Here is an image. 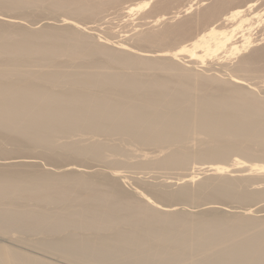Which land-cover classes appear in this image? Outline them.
I'll return each instance as SVG.
<instances>
[{
    "label": "bare ground",
    "instance_id": "bare-ground-1",
    "mask_svg": "<svg viewBox=\"0 0 264 264\" xmlns=\"http://www.w3.org/2000/svg\"><path fill=\"white\" fill-rule=\"evenodd\" d=\"M235 1L216 0L194 19L136 33L141 43L163 46L154 51L93 40L67 17H91L107 0H0L2 10L69 14L60 25L43 27L0 15V233L18 234L22 242L38 234L35 247L73 264H264L263 215L252 216L251 207L232 213L211 201L177 206L264 198V188L246 187L248 175L264 173V96L246 83L248 75L264 76V37L253 36L264 13L254 9L257 0L226 11ZM152 2L132 3L128 12ZM160 18L166 17L155 23ZM199 23L206 26L192 36ZM220 51L248 54L225 77L177 61L186 53L206 66ZM78 134L91 139L73 138ZM191 139L199 142L195 149L188 147ZM129 143L169 149L138 163L106 160L108 152L129 156ZM27 153L54 168L39 169L36 155ZM93 160L108 161L109 170L83 164ZM196 163L208 165L181 175L174 189L144 183L147 192L124 188L140 178L120 170ZM0 264L57 263L0 242Z\"/></svg>",
    "mask_w": 264,
    "mask_h": 264
},
{
    "label": "rangeland",
    "instance_id": "rangeland-1",
    "mask_svg": "<svg viewBox=\"0 0 264 264\" xmlns=\"http://www.w3.org/2000/svg\"><path fill=\"white\" fill-rule=\"evenodd\" d=\"M195 1H196V3H194ZM215 1L216 0H193V2H192V0H176L175 2H173V4L170 3L168 6L163 7L161 4L166 2V0H154V2H152L149 7H146V8L141 9V10H135L134 12L129 13L128 12L129 9L127 7L130 6L132 3H133V5H135L137 2L139 3V2H141V0H118L116 3L114 1H113V3H112V1H110V3H109V1L107 0V2L109 4H107V2H106V4H105L106 7L104 6V7H102V9H99L98 11H95L91 17L90 16H86V17L83 16L82 17V16H79V15L76 16L74 14H72V17H71V14H70V17H69V16H67L69 14H66L67 12H63V11L59 12L58 11V12L54 13V12H51V11L47 12L46 9H44V10L40 9L41 11L40 10L38 11V8L36 9L35 7H33V8L36 9L35 11H34L33 8H27L28 10L27 9H23V11L27 10L26 12H21L22 10H20V9H19V11L16 10V12H15V10L14 11H9V10H5V9H3V10L0 9V15L3 16L4 18H12V17L14 18L15 17L14 19H16V21L20 22L22 25L27 26V27H34V26L35 27H43V26H45L44 24H46L48 22H49V24L51 22L50 25H52V24L53 25L54 24L55 25H60L61 22H59V20L64 19V18L66 19L68 17V19L69 18H70V20L73 19V21H75L79 25L81 24L80 25L81 27H79V30L85 31L84 32L85 34H86V32H87L88 35L90 34L91 38L92 39L94 38L93 40L99 41L98 39H100L101 36H102L101 39H104L106 37L109 38L110 41H109V39H108V41L112 44V46L114 44H117L119 41L120 42L123 41V42H126L127 44H129L133 48H135L136 45H137V47H141V48L143 47V48H146L148 50H153L154 49V51H155V50L163 49V46H156V45H153V46L150 45L149 46L148 44H144V43L139 42L138 41V35H139V33L141 31L143 32V31H147V30H151V29L152 30H156V29L160 30V29H164L166 27V25L168 26L170 24H177L181 20L183 21V19H185V20L189 19V18L190 19H194L207 6L209 7V5H211ZM247 2H248L247 0H237L235 2H232L231 4L226 6V11L230 10V8L232 6L234 7L236 5H243V4L247 3ZM157 3L159 4V6L157 5ZM190 4H192L193 7L191 9H188L189 10L188 11L187 8L190 6ZM156 5L158 7H156ZM254 9L256 11H258V12L264 13V0H257V5L254 7ZM25 13L28 14V15H26ZM29 14H31V15H29ZM174 15H175V17H174ZM262 15H263V16H261L262 18H260L261 19L260 20L261 21L260 22L261 25L258 26V30H256L257 29V27H256V29H255L256 33H255V30H254V35H253L254 37H256L258 39L264 37V32H263L264 31V14H262ZM160 16H164L166 18H160L159 24H158V22L155 23L154 19H156V18H158ZM75 19H77V20H75ZM161 19H162V21H161ZM217 19H218V17H217ZM213 20L210 21L209 23L215 22V18ZM258 22L256 24H258ZM218 23H220L221 25L222 24L223 25H230L229 22L225 23V22L220 21ZM35 24H37V25H35ZM205 26H206V24H205ZM205 26H204V23L195 24L194 25V29H193V34L191 33V35L195 36L196 33L198 31H200L201 29H203V27H205ZM136 33H138V35H136ZM92 35L93 36L95 35V36L93 37ZM99 35H100V37H99ZM96 36H97V38H96ZM192 36H189L190 39L192 38ZM135 37H137V38H135ZM134 38L136 39V41H135ZM184 39H187V40H185V41H187L186 43H190V41H189L190 39L188 40V38L185 37V38H183V41H184ZM137 41H138V43L144 44V46L141 45V44H138ZM259 42H260L259 46L264 45V40L263 41H259ZM110 43H108V44H110ZM111 44H110V46H111ZM137 47L135 49H139ZM167 47H169V46L165 45L164 49L167 48ZM244 53L248 54V52L246 53L244 51V52H242V54L239 53L238 55L229 56L228 53L226 54L225 51H220L217 55H214V57L213 56L212 57H208L207 59H209V60H205L204 65L206 64V66H203V64L201 63V60H199L198 58L194 59V61H193V59H190L189 55L186 54V53L181 54L179 56L180 57L179 60H177V61H179L182 64L181 66L187 67L188 69H191V70L193 69L194 71H197V72H200V73H203V74H207V75H212L213 74V75H217V76H221V77L224 76L225 77L226 73H235L234 72L235 66H236L237 62L239 61V59L241 58V56ZM197 59L199 61L196 63ZM189 60H190V62L191 61L192 62L189 63L188 62ZM193 62H195V63H193ZM35 67L37 68V66H35ZM40 67H39V69H41V68L45 69L46 68V67L45 68L44 67L40 68ZM261 74H263V73L261 72L260 75L257 74V75H248V76H246V79H247L246 83H248L249 86H252V90H254V92H256L258 95L264 96V76H262ZM85 135H87V134H83V135L78 134V135L74 136L73 138H80V136L83 138ZM87 137L90 138L91 135L86 136L83 139H85ZM101 138H103V137H101ZM139 146L140 145H137V144L136 145L135 144H131L130 145V143H129V145L127 144V146H126L127 154H129V156L128 155L126 156L127 158L124 157V156H119V155L111 154V152H108L109 154L108 153L106 154L107 155V159L106 160H109V158L111 160V156H112V158L113 157L114 158L118 157V159L122 158L123 160L125 159V161L127 159H128L127 161H129V159H131L132 161L130 160L129 162H131V163H136L137 162L138 163V162H140L142 160H146V159H149V158H159L162 155H164L165 153H167V151H168L167 150L168 147L167 148H165V147H156V146H152V145H149V146L145 145V146H140V147ZM189 146L192 147L193 149H195L196 147L199 146V142L196 141V139H191L189 144H188V147ZM144 147H147V148H144ZM160 149L161 150L164 149L165 151L162 150L163 151L162 152V151H160ZM145 151H147V152H145ZM27 154H32V155H36L37 156V157L33 156V157H35L33 159L39 162L38 163V164H40V165H38L39 169H41V167H42V169L43 168L45 169V167L47 169V167L51 168V167L54 166L53 164H52L53 166H51L50 163H48V161L45 160L43 156H42L43 157L42 158L41 155H39V154H36V153H27ZM14 155H18V154L16 153V154H13L12 156H14ZM38 155H39V157H38ZM141 156H143V157H141ZM1 157H2V155H0V164H1ZM93 161H89V162H86V161L84 162L83 161L84 162L83 164L86 165V166H91L93 164L92 166H96L94 169H99V167H100V169H102L104 171H108L109 168H110L109 165H111V164H108V161H106L107 163L105 161H103V162L102 161L101 162H97L96 160H93ZM67 162L70 163L71 161L70 162L67 161ZM79 162H77V163H79ZM259 162L261 163V161H259ZM262 162L264 163V161H262ZM64 163H66V162H64ZM100 164H101V166H99ZM206 164L208 165V163L191 164L185 169H178V168H170V169L169 168H164L163 169V168H159V167L158 168H156V167L155 168H153V167H151V168H139V167L135 168L132 165H128V166H126L127 168L125 166H123L122 168H120V170H121L122 174H130V175H133V176H136V177L139 176L138 178H140V181H139V179H137V180L136 179H132V180L128 179V181H126V183L124 182L125 184L123 183L124 184V188H126L127 190H129L131 192L133 190H136V189L144 190V192H147L148 189H147L146 184H144V183H147V184H149V183L150 184H160V183H162L160 185L167 184V187L170 188V186H171L172 187L171 189H174V188L178 187V184H176V182H179L178 178L181 177V175L183 176L186 173H190V172L192 173L195 170H196L195 172H201L202 170H200V169L203 166L205 167ZM131 166H132V168H131ZM233 168H235V167L233 166ZM174 171H176V172L178 171V172L176 173ZM234 173H236V174L239 173L240 174L239 171L234 172ZM262 173H258V174L257 173H253L252 175H248L249 178H247V180H246L247 189H249V190H257V189H263L264 188V173L263 174ZM208 175H210V174L206 175V173L205 174L202 173L199 176H201L204 179V177H206ZM248 176H246V177H248ZM202 178H200V179H202ZM141 180H142L143 184H141ZM197 182L198 181L194 182L192 184V186L196 187L197 186ZM152 198L154 200H156L155 197H152ZM207 201L208 202H210V201L211 202H215V203H211V205L212 204H213V206L216 205L217 208L220 207V206L221 207L223 206L224 208H228L229 207V210H232V213H237V212L241 213V211L244 210L243 209L244 207L245 208L251 207L252 209H254L251 212L252 216L258 217V218L259 217L262 218L264 216V208L262 207V206H264V198L256 200L257 202L254 201V202L245 203V204L241 203V202H237V201L236 202H234V201L230 202L228 200H222V199H215L214 201H213V199H211V200L210 199H202L200 201H195V202H184V201H181V202H179V203H181V205L178 204L177 206H179V207L185 206L186 208H189V206H195V205L208 203ZM171 202L173 203L174 201H171ZM163 204H165V203H163ZM191 209L193 210L194 207H191ZM260 210H261L262 213L260 212ZM15 235L17 236L18 234L14 233L13 236L9 235V234H6V236H5V235H2L0 233V242L4 243V244H7V245H10L12 247L18 248V249H20V250H22V251H24L26 253H29L31 255H35V256L44 258L46 260L52 261V262L57 263V264H73V262L71 260L64 259V257L62 258V256L59 257L58 255H55V254H52V253L50 254V252H47V251H44V250L42 251L41 249L35 247L34 246L35 243H33V242H34V240L40 238L41 237L40 235L36 234L37 235L36 236V235L32 234V237H30L31 236L30 235L29 238H32L33 241L31 239H29V240H27L28 242L27 241L22 242L21 240H20L21 241L20 242L18 240H15V239H17V238H15L16 237ZM41 235L43 236V234H41ZM8 236L9 237L12 236V237L9 238ZM33 236H34V238H33ZM38 236H40V237H38ZM4 237H6V238H4ZM35 237H36V239H35ZM30 241H32V242L30 243ZM74 264H76V263L74 262Z\"/></svg>",
    "mask_w": 264,
    "mask_h": 264
}]
</instances>
